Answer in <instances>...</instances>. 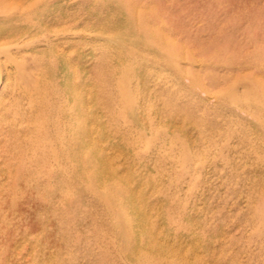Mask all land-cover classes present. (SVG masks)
Listing matches in <instances>:
<instances>
[{
	"label": "rangeland",
	"instance_id": "obj_1",
	"mask_svg": "<svg viewBox=\"0 0 264 264\" xmlns=\"http://www.w3.org/2000/svg\"><path fill=\"white\" fill-rule=\"evenodd\" d=\"M9 2L0 264H264V0Z\"/></svg>",
	"mask_w": 264,
	"mask_h": 264
},
{
	"label": "bare ground",
	"instance_id": "obj_2",
	"mask_svg": "<svg viewBox=\"0 0 264 264\" xmlns=\"http://www.w3.org/2000/svg\"><path fill=\"white\" fill-rule=\"evenodd\" d=\"M10 4H20L22 6H24L25 2H27L28 0H9ZM6 2V0H0V6L4 5V3ZM29 7V5H28ZM29 12V11H28ZM19 16H17L16 14H11L9 16H7L6 20L8 22H15V21H18L19 20ZM75 25V23L73 24ZM54 33V31H53ZM78 33V32H77ZM62 35V34H61ZM81 35V34H80ZM53 36V35H52ZM71 37V36H70ZM69 38V37H68ZM30 39V38H29ZM71 39V38H70ZM98 39V38H97ZM4 40V39H2ZM6 40V39H5ZM56 43H47L45 44L43 47H42V50H44L45 52H48V53H51L52 52V48H55V51H56V66L57 68H61L63 65H64V57H65V51L63 50L62 48V41L63 39L59 36V35H56V38H55ZM10 42V41H9ZM8 45V44H7ZM16 45V44H15ZM32 45V44H31ZM71 45V48H74L76 46V43L73 42V40L71 41L70 43ZM15 47V46H14ZM17 47V46H16ZM11 49H14V48H10ZM16 49V48H15ZM21 49V47H20ZM33 50V49H32ZM6 51V50H4ZM12 51V50H11ZM31 51V50H29ZM28 51V52H29ZM43 51V52H44ZM21 52V51H19ZM10 53V51H9ZM15 53V52H14ZM11 55V54H10ZM7 56V55H6ZM5 56V57H6ZM21 58V57H20ZM14 59V58H13ZM12 59V60H13ZM71 59L75 60L74 57H71ZM70 59V60H71ZM8 60V59H7ZM6 59L3 58V51L0 50V87L1 85L3 84L2 83V79H3V71L4 69H6V64L8 63ZM15 60V59H14ZM19 60V59H18ZM17 60V61H18ZM9 61V60H8ZM11 62V61H10ZM13 62V61H12ZM10 64V63H9ZM11 66V65H10ZM73 66V65H72ZM75 66V64H74ZM8 67V66H7ZM13 67V66H12ZM36 67V65H35ZM38 67V66H37ZM9 68V67H8ZM76 72V71H75ZM5 73V72H4ZM9 73V72H7ZM11 73V72H10ZM102 74V73H101ZM100 74V75H101ZM13 75V74H12ZM98 75V74H97ZM74 78V77H73ZM13 80V79H12ZM76 82V81H75ZM77 84V83H76ZM78 86V85H77ZM79 87V86H78ZM22 92H23V95L26 97V99L31 103L32 106H36V105H39L38 103V99L41 98V97H45L47 95V83H45L42 79V76L41 74L39 73H33L31 75H28L26 76V78H24L23 80V85H22ZM107 96V95H106ZM104 97V96H103ZM88 99V98H87ZM89 103V101H88ZM92 110V109H91ZM90 112V111H89ZM85 113V112H84ZM95 119V118H94ZM92 129V128H91ZM93 130V129H92ZM93 136V135H92ZM88 137V136H87ZM90 139V138H88ZM91 140V139H90ZM89 142V141H88ZM99 167V166H98ZM87 169V168H86ZM94 169V168H93ZM99 170V169H98ZM88 171V170H87ZM84 172V171H83ZM93 172V171H92ZM98 172V171H95V173ZM3 173V171H2ZM52 176H54L56 179H59L61 176H62V173L60 171H53L51 172ZM97 175V174H96ZM97 178V176H96ZM99 180V179H98ZM55 182V181H54ZM56 193V192H55ZM58 193V192H57ZM58 196V194H57ZM30 199V198H29ZM56 200V199H55ZM9 224V223H8Z\"/></svg>",
	"mask_w": 264,
	"mask_h": 264
}]
</instances>
